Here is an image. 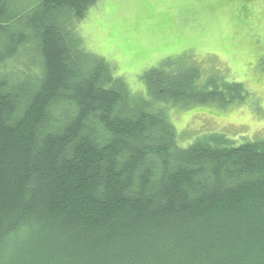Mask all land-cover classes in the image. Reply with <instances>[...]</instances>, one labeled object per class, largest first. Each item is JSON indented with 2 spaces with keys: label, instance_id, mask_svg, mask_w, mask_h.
Returning <instances> with one entry per match:
<instances>
[{
  "label": "trees",
  "instance_id": "obj_1",
  "mask_svg": "<svg viewBox=\"0 0 264 264\" xmlns=\"http://www.w3.org/2000/svg\"><path fill=\"white\" fill-rule=\"evenodd\" d=\"M96 0H0V264H264V135L177 143L157 99L231 101L194 64L130 91L76 21Z\"/></svg>",
  "mask_w": 264,
  "mask_h": 264
},
{
  "label": "rangeland",
  "instance_id": "obj_2",
  "mask_svg": "<svg viewBox=\"0 0 264 264\" xmlns=\"http://www.w3.org/2000/svg\"><path fill=\"white\" fill-rule=\"evenodd\" d=\"M75 31L135 94L147 95L143 72L160 62L243 85V97L223 103L157 99L178 145L213 131L235 142L264 135V0H96Z\"/></svg>",
  "mask_w": 264,
  "mask_h": 264
}]
</instances>
